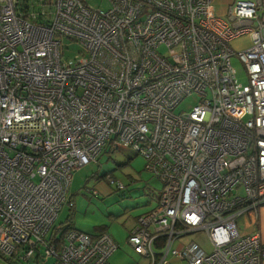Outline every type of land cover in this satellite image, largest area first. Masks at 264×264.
<instances>
[{
  "label": "built area",
  "instance_id": "obj_1",
  "mask_svg": "<svg viewBox=\"0 0 264 264\" xmlns=\"http://www.w3.org/2000/svg\"><path fill=\"white\" fill-rule=\"evenodd\" d=\"M106 1L107 10L0 0V254L14 264H112L108 233L50 236L74 204V174L128 147L162 185L129 237L138 255L263 264L262 235L242 228L264 207V0H237L223 18L217 0ZM242 38L250 44L235 52ZM68 40L82 48L77 59L65 58ZM192 95L199 104L177 113ZM195 233L208 250L175 246Z\"/></svg>",
  "mask_w": 264,
  "mask_h": 264
},
{
  "label": "rangeland",
  "instance_id": "obj_2",
  "mask_svg": "<svg viewBox=\"0 0 264 264\" xmlns=\"http://www.w3.org/2000/svg\"><path fill=\"white\" fill-rule=\"evenodd\" d=\"M82 1L90 8L107 10L106 0ZM222 1L233 5L237 0ZM249 44V38H242L233 42L232 47L235 52H238L245 50ZM67 45L65 58L77 59L82 51L81 46L72 44L69 40ZM232 66L236 70L238 80L242 84H247L248 77L245 67L237 55L232 57ZM198 104L199 97L192 95L179 105L176 112H189ZM145 167V158L133 149L126 147L113 153L106 151L98 161L84 166L76 172L71 186L72 202L75 204L76 211L74 229L92 235H98L94 233L95 230L104 229L114 237L121 236L123 238L139 220V217L147 214L148 205L157 204L160 198L162 185ZM106 176L122 183L125 188L122 190L117 186H109L104 181ZM93 192H96L97 195ZM69 213L70 208L66 205L59 214L57 224L64 226ZM183 240L184 242H199L207 250L211 246L205 233H195ZM126 252L130 259L127 264H139L140 258L135 251L128 248ZM0 264L9 263L5 257L0 255Z\"/></svg>",
  "mask_w": 264,
  "mask_h": 264
},
{
  "label": "crops",
  "instance_id": "obj_3",
  "mask_svg": "<svg viewBox=\"0 0 264 264\" xmlns=\"http://www.w3.org/2000/svg\"><path fill=\"white\" fill-rule=\"evenodd\" d=\"M218 6H219V8H218ZM231 6L232 5L226 3V2H224L222 0H217L216 1V5H215V13H216V15L218 17H220V18L225 17L227 12H228V10H229V8ZM155 205L157 206V204H155ZM155 205H152V204L148 205L147 213L152 211L156 207ZM255 220H256V224L253 223V221H255ZM137 226H138V221L135 222L134 226L129 230V232L126 233V235L123 238L121 236H115L114 237V236H112L110 234V232L108 230L106 231L104 229L103 230H95L94 231L95 234H100L102 232L110 234V236L113 238L115 243L118 245V250L114 253V255L110 259L112 264H127L128 262H130L129 257H127L126 250H128V248H130L134 252L132 246L129 244V237H130L131 233L136 229ZM242 231L245 234H251L254 231L259 232L262 235V238L264 239V207H262L260 209V213H259V216H258L257 219H255L254 217H250V218L247 219V222H246L245 226H243ZM188 236H190V235H188ZM184 238L178 240V242L175 244V246L177 248L179 246L181 247V246H184V245H188L191 242H196V241L184 242V240H183ZM119 256H120V258H119ZM139 258H140L139 264L140 263H142V264H146L147 263L148 264V260L147 259H145L141 255H139ZM170 264H181V263H179L178 261L173 259ZM263 264H264V261H263Z\"/></svg>",
  "mask_w": 264,
  "mask_h": 264
},
{
  "label": "trees",
  "instance_id": "obj_4",
  "mask_svg": "<svg viewBox=\"0 0 264 264\" xmlns=\"http://www.w3.org/2000/svg\"><path fill=\"white\" fill-rule=\"evenodd\" d=\"M70 208V213L68 215V218H67V222H65L63 225L64 226H61V225H56L54 230H53V233L51 234L50 236V239L53 237H59V238H55L57 240H59L58 242H63V238L65 237V235L67 234L68 231L70 230H73L75 228V225H74V221H75V214H76V211H75V204L72 205V207H69ZM1 255V254H0ZM2 256V255H1ZM4 258V256H2ZM7 260V259H6ZM9 264H14L12 262H10L9 260H7Z\"/></svg>",
  "mask_w": 264,
  "mask_h": 264
},
{
  "label": "clouds",
  "instance_id": "obj_5",
  "mask_svg": "<svg viewBox=\"0 0 264 264\" xmlns=\"http://www.w3.org/2000/svg\"><path fill=\"white\" fill-rule=\"evenodd\" d=\"M193 235V234H192Z\"/></svg>",
  "mask_w": 264,
  "mask_h": 264
}]
</instances>
